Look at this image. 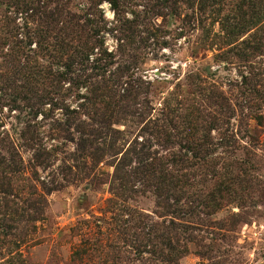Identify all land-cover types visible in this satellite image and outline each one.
<instances>
[{
	"label": "rangeland",
	"instance_id": "rangeland-1",
	"mask_svg": "<svg viewBox=\"0 0 264 264\" xmlns=\"http://www.w3.org/2000/svg\"><path fill=\"white\" fill-rule=\"evenodd\" d=\"M170 1L0 0V264H264V0Z\"/></svg>",
	"mask_w": 264,
	"mask_h": 264
},
{
	"label": "trees",
	"instance_id": "trees-1",
	"mask_svg": "<svg viewBox=\"0 0 264 264\" xmlns=\"http://www.w3.org/2000/svg\"><path fill=\"white\" fill-rule=\"evenodd\" d=\"M109 1H111V3L113 4V9H114V11L115 12H119L118 10H119V5H118V2H117V0H109ZM213 2L212 4H217V5H221V4H224V3H222V1H219V0H204V2H203V4H201V9H202V5L204 6V7H206V5H208V7L209 6H211L210 4L211 3H209V2ZM248 2V1H247ZM180 3H183V4H186L187 6H189L190 8H194L195 7V4H196V0L194 1V0H171L169 3H168V6H166V7H164V8H167V10H171V14H174V12H176L178 9H179V7H178V5L180 4ZM244 6H247V3H246V1L244 0V3H243V6H240L239 7V9L237 10L236 9V11H238V14H241L242 13V8L244 7ZM124 12V14H125V12L126 11H123ZM118 17H121V13H119L118 15H117ZM73 18L75 17V16H72ZM127 22H128V24H130L131 22H130V20L128 19L127 20ZM98 30H95L94 31V33L95 34H93V36L90 38V39H87V40H89V42H86V44L85 45H90V47H88V49L90 50V52L92 51H94V50H96V49H99V48H103V43H104V41L103 40H101V38L99 37V32H97ZM15 52H19V50L17 49V51H15ZM86 52L87 53H90L89 51H87V49H86ZM55 58V57H54ZM83 58H86V59H88V57H86V56H83ZM19 66H21V63H19ZM36 66V65H35ZM35 66H29L28 65V67H33V68H31V69H27V70H25V72H24V74H23V72H21V71H15V73H14V75H12L11 77H9V79L7 80V82H6V86L8 87V89H10V90H12V92H11V94L10 93H7V94H9L10 96H12L13 94L12 93H14V92H18V88L16 89H14V88H12V86H10V84L8 85V83L9 82H11L12 80H15V79H17L18 77H20L21 79H23L24 81H25V83H28L29 85H28V88L30 87V86H33L35 83H37V82H43V80H45L46 79V77L49 75H46V73L42 70V71H40V70H38V71H35V69H36V67ZM125 68V70H123ZM124 68L119 72V75H117L116 74V72H114L113 74H111L112 76L111 77H114V79L112 80V82H115V84H116V92L118 91V92H121L122 90H124L123 89V87L122 86H120V84H121V81H120V79H121V75H124V73H125V71H126V68H127V66L125 65L124 66ZM38 73H39V75H38ZM118 80V81H117ZM81 86H82V88H87V90L89 91V85L87 84V83H83V84H81ZM119 86H120V88L121 89H119ZM20 88V87H19ZM25 88V90H26V86L24 87ZM103 90L106 92L107 91V88H106V86H105V89L103 88ZM126 91V90H125ZM130 92V91H129ZM107 93V92H106ZM114 93H112V95H113ZM116 94V93H115ZM129 97H131V95L129 96ZM171 125H169L170 127H173V126H176V124H177V121H173V122H171L170 123ZM0 143H2L3 144V146H4V150H2V152H6V153H8V152H10V150H8L7 151V149L9 148V146H7L6 145V142L5 141H0ZM10 161L13 159V157H15V156H13L12 155V153H10ZM4 161V162H3ZM3 165H6V163H5V157L4 156H2L1 155V153H0V171L2 170V166ZM8 167L7 166H5V169H7ZM1 186V185H0Z\"/></svg>",
	"mask_w": 264,
	"mask_h": 264
}]
</instances>
